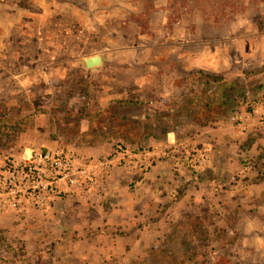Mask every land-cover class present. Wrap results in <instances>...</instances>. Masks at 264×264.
<instances>
[{
	"label": "rangeland",
	"instance_id": "1",
	"mask_svg": "<svg viewBox=\"0 0 264 264\" xmlns=\"http://www.w3.org/2000/svg\"><path fill=\"white\" fill-rule=\"evenodd\" d=\"M252 104L264 0H0V169L57 145L156 150L95 200L0 208V264H264Z\"/></svg>",
	"mask_w": 264,
	"mask_h": 264
},
{
	"label": "built area",
	"instance_id": "2",
	"mask_svg": "<svg viewBox=\"0 0 264 264\" xmlns=\"http://www.w3.org/2000/svg\"><path fill=\"white\" fill-rule=\"evenodd\" d=\"M249 118L264 122V110L252 104L251 109L237 112L239 124ZM198 154L186 157L187 165L197 167ZM155 156L154 148L122 143L107 153H89L69 145L33 149L9 159L0 169V208H44L62 195L85 202L95 200L106 194L104 181L115 169L145 172L154 166Z\"/></svg>",
	"mask_w": 264,
	"mask_h": 264
},
{
	"label": "water",
	"instance_id": "3",
	"mask_svg": "<svg viewBox=\"0 0 264 264\" xmlns=\"http://www.w3.org/2000/svg\"><path fill=\"white\" fill-rule=\"evenodd\" d=\"M85 63L88 67L100 65L102 63V56L100 54L90 55L85 58Z\"/></svg>",
	"mask_w": 264,
	"mask_h": 264
},
{
	"label": "trees",
	"instance_id": "4",
	"mask_svg": "<svg viewBox=\"0 0 264 264\" xmlns=\"http://www.w3.org/2000/svg\"><path fill=\"white\" fill-rule=\"evenodd\" d=\"M129 102H132V100H129ZM226 103H228L227 102V99H224V101L222 102V104L224 105ZM247 144H248L249 147H252V144L250 142H247Z\"/></svg>",
	"mask_w": 264,
	"mask_h": 264
},
{
	"label": "crops",
	"instance_id": "5",
	"mask_svg": "<svg viewBox=\"0 0 264 264\" xmlns=\"http://www.w3.org/2000/svg\"><path fill=\"white\" fill-rule=\"evenodd\" d=\"M163 167H164V166H161V165H160V169H162Z\"/></svg>",
	"mask_w": 264,
	"mask_h": 264
}]
</instances>
